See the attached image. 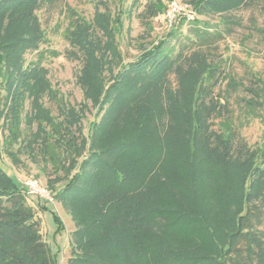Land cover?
<instances>
[{"label":"trees","instance_id":"1","mask_svg":"<svg viewBox=\"0 0 264 264\" xmlns=\"http://www.w3.org/2000/svg\"><path fill=\"white\" fill-rule=\"evenodd\" d=\"M43 1L47 0H0V123L6 132L3 147L25 141L24 147L33 160L35 156L48 160L51 142L63 143L61 152L63 157L66 154L63 159L66 158L67 165L63 161L62 165L52 166L55 178L47 180V186L53 200L72 205L76 229L70 235L72 246L67 264H202L193 252H199L209 240L212 255L217 257L216 261L209 260L211 264H264V136L254 149L240 138L242 126L236 125L228 98L242 85L233 77L220 76L219 65L210 58L209 49L221 38L218 31L195 18L186 23L190 25L185 36L187 42L175 51L170 41L178 42L184 23L179 18L155 46L134 61L124 62L116 43L112 42L115 27L120 25L119 16L114 17L107 10H95L92 19L86 21L75 14L65 35L71 49L65 56L72 55L80 61L75 83L82 90L81 109L85 100L96 104L97 110L105 104L109 108L103 123L92 122L83 144L86 154L79 156L73 142L65 136L70 126L79 127L82 116L73 107L61 104L59 99L61 120L50 114L42 104L45 94L52 97L55 94L46 78L47 71L38 63H27L25 58L27 52L38 51L46 42L36 15ZM138 2L133 0L131 8ZM219 3L218 0H191L197 16L229 8L220 7ZM164 7L163 0H153L148 6L150 17L162 14ZM101 36L106 38L104 42ZM108 55L120 59V67L105 85L100 98L97 80L101 79ZM185 64L197 66L190 73L186 72L189 67L186 68L183 79H179L180 89L176 91L185 92L184 101L188 104L182 121L187 129L186 134L182 133L187 139L186 149L175 158L181 167L176 175L186 177L175 179L174 195L167 191L169 183L160 186L151 183L157 194L150 203L128 207L135 179L130 177L125 164L142 149H153L152 141L146 145L152 137L147 133L153 132L148 127L143 138L131 140H126V135L111 136L107 132L116 128V116L123 108L138 101L152 84L163 82V77L173 67ZM223 81L227 84L220 90ZM243 88L250 98H241L242 113L256 118L259 116L256 110L264 107V81L255 77L253 89ZM216 89L219 90L215 92ZM26 100L29 111L25 114ZM144 118H151L148 111ZM217 119L220 131L213 129V121ZM22 120L27 127L35 125L34 131L25 136L26 140L22 139ZM176 139L175 133L167 138L171 144ZM184 143L180 145L184 147ZM3 151L14 164L18 163L10 151ZM162 154L157 149L153 164L147 166L155 168ZM1 165L0 264H56L41 238L26 187L15 183ZM241 170V186L236 188L230 174ZM213 173L220 175L230 195L221 205L225 218L217 224V235L210 225L211 209H198L193 205L195 200H200L199 197L194 199V181L200 176L212 177ZM162 174L164 176L165 172ZM182 182L187 184L185 191H179ZM58 184L60 188L56 190ZM101 198L109 201L107 211L93 210L94 214L88 216L75 210L81 202ZM206 202L204 199L202 205L206 206ZM167 233L173 234L177 241L171 243Z\"/></svg>","mask_w":264,"mask_h":264},{"label":"rangeland","instance_id":"2","mask_svg":"<svg viewBox=\"0 0 264 264\" xmlns=\"http://www.w3.org/2000/svg\"><path fill=\"white\" fill-rule=\"evenodd\" d=\"M132 1L47 0L43 1L40 8L36 11L46 42L40 45L38 51L27 52L25 55L26 62L38 63L47 71L46 78L55 94L53 97L45 94L42 98V104L56 120H61L60 106L57 104L58 99L61 100V104L73 107L76 113L82 116L79 127L70 126L72 128L69 129V133L65 136L66 140L73 142L79 156L86 154L83 144L92 122H96V124L103 123L107 119L108 115H106V112H108L109 108L105 104L100 110H97L96 104H93L90 100H85L83 109H81L84 101L82 90L75 83L80 69V61L73 58L72 55L70 57L65 56V52L71 50L65 38L70 21L76 15L86 21H90L95 10L101 12L107 10L112 16H119L120 25L115 27L112 42L113 44L116 43L124 62L134 61L142 52L155 46L160 39L166 36L179 18L184 20L180 29V36L178 42L171 40L170 45L174 46L176 51L180 48L179 45L187 42L185 36L188 34L190 25L186 24L187 19H185V16L181 13L177 14L170 25L165 18L170 0H163L165 5L163 13L153 18L148 13V6L153 0H139L135 8H131ZM174 1L184 12L193 16L192 20L198 18L209 24L212 26L211 30L218 31L221 36L217 43L209 49L212 54L210 58L212 63L219 65L220 76L233 77L236 82L242 85L234 92H231L228 98V107L232 111L233 117L236 118V125L242 126L239 129L240 138L249 148L254 149L260 145L264 136V107L256 110L255 114L259 115L256 118L249 117L248 114L245 116L242 113V102L240 100L242 97L250 98L243 86L253 89L255 77L264 81V0H218L220 7L227 5L229 8L199 16L192 8L191 0ZM97 39L99 38L97 37ZM100 40L104 42L106 38L101 36ZM109 59L113 60L110 61ZM105 60L107 64L102 67V73L100 74L103 82L100 83L101 79L99 77L97 80L99 81L98 85H100V98L104 95L106 84L110 83L120 67V59L115 60L113 56L108 55V57L105 56ZM187 67L189 69L186 72L190 73L193 70L192 68L196 69L197 66L195 64L192 66L185 64V66L173 67L163 77V82L152 84V88L141 95L138 101L125 109L123 108L121 113L119 112L116 116L118 118L116 128L114 130L109 129L107 132L111 136L126 135V140H131L135 137L139 139V136L143 138L142 135L145 136L148 127L153 132L147 133L148 137H152L146 143L147 145L152 141L151 147L153 149L148 147L142 149L130 163L125 164L129 170L130 177L135 179L132 187L133 192H131L127 204L128 207L137 208V206L150 203L152 196L157 194L151 188L153 186L151 183L159 186L169 183L167 191L174 195L175 179L186 177V175H176L181 167L179 165L180 162H176L175 158L178 156V152L185 151V144L187 143V139L184 137L187 129L186 127L184 128L182 121L184 120L188 104L184 101L185 92H182V94H178L179 91L176 92L181 85L179 84V79H183V72H185ZM226 84L227 81H223L219 89H225ZM96 88L98 89V86ZM219 89H216L215 92ZM28 111L29 102L26 100L24 104L25 114ZM147 111L151 115L149 119L144 118ZM23 120L21 123L22 139L26 140L25 136L31 130L34 131L35 125L27 127ZM218 122V119L213 121V129L220 131ZM4 128L0 123V165L2 163L3 171L19 186H22L23 181L26 180L37 182L39 190L44 195H26L29 199V205L34 208L35 220L38 224L41 238L49 247L52 257L56 259V264H67L72 246L70 235L76 229L71 214L73 211L72 205L70 202L61 203L53 200L47 186V180L52 181L55 178L51 172L53 170L51 169L52 166L62 165L63 161L66 160V158L63 159L66 154L63 157L61 152L64 149L63 143L51 142V157L48 160L40 156H35L33 160L28 153V148L24 147L25 141L17 143L13 147H3V140L6 134ZM172 133H175L178 140L176 139L171 144L167 138ZM182 133L185 134L183 135ZM181 136L183 137L182 140ZM181 143H184V147L180 145ZM4 149L10 151L17 158V164H14L4 154ZM157 149H160L163 154L155 162L157 165L155 168L148 167V164H153ZM167 149L170 150L165 155L164 153ZM64 165H67L66 161ZM162 172H165L164 176ZM242 174V170L233 171L230 174V180H233L236 188L241 186ZM208 177V175L200 176L194 181V188L196 189L194 199L199 197L200 200H195L193 205L198 209H211L210 225L213 226L212 230L217 235L219 228L217 224H219L221 219L225 218V216H222L224 210L222 206L226 202V197L230 195L227 191V185L220 179L219 174L213 173L212 177ZM79 182V184H82L81 180ZM58 188H60L59 184L55 185V189L57 190ZM186 188L187 184L182 182L179 191H185ZM236 193H239V190H236ZM202 197L203 199L201 200ZM176 199H178V196ZM204 199L207 201L206 206L202 205ZM108 203L107 199L101 198L99 201L81 202L74 208L75 210L78 209L80 213H87L89 216L94 214V212H99V210L102 211V209L107 211ZM167 238L171 243L177 241L173 234L169 235L167 233ZM204 244L199 252L198 250L192 251L194 253L193 256L201 260L199 262L202 264H211L209 260L216 261L217 257L212 255L213 250L208 246L210 240L205 241ZM185 246L196 247L194 245Z\"/></svg>","mask_w":264,"mask_h":264},{"label":"built area","instance_id":"3","mask_svg":"<svg viewBox=\"0 0 264 264\" xmlns=\"http://www.w3.org/2000/svg\"><path fill=\"white\" fill-rule=\"evenodd\" d=\"M179 13H181L183 16H185V19H187V22H189L193 19V16L184 12V10L181 7H178L174 0H170L168 3V11L165 15V18L167 19V22L169 23V25L172 24L176 15ZM22 184L26 187L28 194L44 195V193H42L39 190V187H38V184L36 181L26 180V181H23Z\"/></svg>","mask_w":264,"mask_h":264}]
</instances>
